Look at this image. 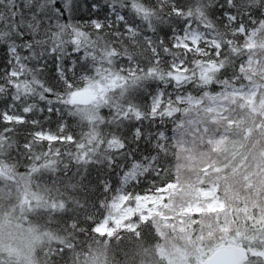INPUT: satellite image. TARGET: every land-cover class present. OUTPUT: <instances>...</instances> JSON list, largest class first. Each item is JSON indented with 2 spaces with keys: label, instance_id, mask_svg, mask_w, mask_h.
Segmentation results:
<instances>
[{
  "label": "snow or ice",
  "instance_id": "1",
  "mask_svg": "<svg viewBox=\"0 0 264 264\" xmlns=\"http://www.w3.org/2000/svg\"><path fill=\"white\" fill-rule=\"evenodd\" d=\"M0 264H264V0H0Z\"/></svg>",
  "mask_w": 264,
  "mask_h": 264
}]
</instances>
